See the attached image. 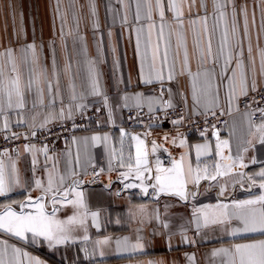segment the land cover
I'll use <instances>...</instances> for the list:
<instances>
[{
    "label": "crops",
    "instance_id": "crops-1",
    "mask_svg": "<svg viewBox=\"0 0 264 264\" xmlns=\"http://www.w3.org/2000/svg\"><path fill=\"white\" fill-rule=\"evenodd\" d=\"M204 2L206 9L201 7V0H176L181 12L177 19L168 7L169 0H160L164 11L161 20L156 0H0V68L5 77L18 74L24 84L30 68L37 76L45 69L53 85L51 92L45 88L42 100L35 87L25 92L23 108L15 106V96L9 108L7 94L0 91V135L21 127L46 128L84 115L91 107L102 112L98 126L54 145L34 143L0 153L10 186L0 196V214L9 207L18 214H34L35 207L21 209V204L29 197L33 202L42 197L45 213L64 222L67 237L50 245L43 237L33 241L31 233L21 238L0 229V258L6 264H34L36 260L41 264H227L228 257L214 256L213 252L264 240L260 232L233 234L234 228L242 227L236 219L197 229L196 209L225 204L231 210L235 203L264 195L260 187L264 177L259 175L264 171V128L260 127L264 119L254 122L251 112L238 110V100L244 95L240 94L237 52L234 50L223 76V57L213 62L208 55L209 41L213 57L217 55L227 27L229 43L234 46L237 38L241 42L240 59L249 84L248 94L255 92L251 89L253 74L256 91L263 89L264 0H232L237 33L232 31V2L222 19L214 10L213 0ZM91 4L95 5V14ZM241 7L247 10V36ZM202 17L207 18L206 27ZM178 33L187 48V70ZM32 44L38 58L35 64L33 51L27 47ZM157 45L161 56L165 49L168 53V62L162 69L164 79L159 81L153 76L151 83H145ZM7 50L12 52L11 62ZM169 66L174 67L171 80L167 78ZM90 67L99 95L92 93ZM155 67L161 68L160 58ZM205 69L215 70L211 87L204 91V78L200 77V91L194 99L193 79L188 73ZM233 70L236 80L230 93ZM40 79L43 86L44 77ZM179 105L191 117L225 112L226 126L222 131L188 136L170 128L139 130L136 137L143 141L147 165H141L144 175L137 179V140H131L123 127L125 111H161ZM157 161L161 169L182 166L185 198L153 187L157 174L168 175L157 173ZM122 173H127V178ZM197 175L198 182L194 179ZM36 181H40L39 186ZM128 184L135 186L125 187ZM138 240L143 247L133 249L131 246Z\"/></svg>",
    "mask_w": 264,
    "mask_h": 264
},
{
    "label": "snow or ice",
    "instance_id": "snow-or-ice-1",
    "mask_svg": "<svg viewBox=\"0 0 264 264\" xmlns=\"http://www.w3.org/2000/svg\"><path fill=\"white\" fill-rule=\"evenodd\" d=\"M229 2H232V0H213V6L216 13L219 14V17L222 19L226 16L225 9ZM157 8L160 9V17L161 20L164 18V11L160 4V0H156ZM169 9L173 10L175 12V15L177 19L181 17L180 9L176 3V0H169ZM201 7L206 9V3L204 0H201ZM92 12L95 14V5L91 4ZM240 11L244 15V33L245 36H247L248 32V25H247V10L245 7H241ZM236 6L234 2H232V20H233V26L232 31L233 33H237L238 29L236 27ZM148 19H151V6H149V12H148ZM206 27V17L201 18ZM191 23L195 24L196 21L193 20ZM155 25H150V27H154ZM162 28L163 24H161V35H162ZM178 46L184 48V65L185 69L187 70V48L183 40L182 34L178 33ZM138 48H139V40H138ZM29 49L33 51V63H38V58L35 56V45H28ZM234 50L237 52V63L236 68L240 69V94L241 95H247L248 94V88L249 84L247 81V77L244 74L243 68V61L240 59V56L242 55V48H241V42L237 38L235 45L229 43L228 41V30L227 27H225L224 33L221 36L220 43H219V51L215 57L212 55L211 50V42L209 41L208 44V55L210 58H212L213 62L219 61L221 57H223V65L221 68V75L223 76L224 73L228 70L229 65L231 64V61L233 59V52ZM226 52V54H225ZM249 52H251V46H249ZM7 55L9 57V60L11 62L12 60V52L11 50H7ZM203 51L200 52L201 57V63H203ZM157 58H160L161 62V68L157 69L155 67V61ZM168 62V53L167 49H165V52L163 55H160L159 46L157 45V48L152 54V61L149 64V72L147 78L144 79L145 83H151L152 78L159 81H163L164 76L162 74L163 65L167 64ZM56 66V60H55V54L53 53V67ZM70 68V65L67 66ZM214 69H205L202 72L198 71L195 74H192L189 71V75L192 76L193 79V97L194 99L197 98L198 91H200L197 88V81L200 79V77L204 78V91H207L208 88L211 87L210 78L214 74ZM12 72H16L15 64L13 62L12 66ZM30 75L27 83L22 84L21 78L18 74L16 75H10L8 77H5L3 68H0V91L5 92L8 96V107L11 108L13 106L12 103V97H16V107L23 108L24 106V96L25 92L31 91L35 87V91L37 94V97L42 100L44 90L47 88L49 92H51L53 85L47 80V72L45 69L41 70L40 76H37L33 73V69H29ZM90 77H91V87H92V93L94 95H99V89L97 87V83L95 80V77L93 75V70L89 69ZM174 67L169 66V73H168V79L171 80L174 78ZM254 73V70H253ZM141 74L143 75V61L141 63ZM261 75L264 76V52H262V59H261ZM43 76V86L40 77ZM235 80H236V72L235 70L232 71V76L229 78V90L230 93L234 91L235 87ZM57 89L59 88V85L57 84L55 86ZM251 89L253 91H256L257 85H256V79L255 74H253V78L251 81ZM125 100H128L129 97H125ZM137 100V106H139L140 97L137 96L135 98ZM261 112L262 119H264V108L258 109ZM0 111H3L2 108H0ZM47 122V121H46ZM176 123V122H174ZM5 127H7V124H5ZM261 128H264V123L260 125ZM123 135V133H122ZM93 140H100V137H93ZM106 140L107 137H104ZM133 139L137 140L136 145V178L142 179L143 178V172L140 170L141 165H147V158L146 153L143 151V141L139 140L138 137H133ZM227 144V142H224ZM46 151V149H44ZM156 151V146H153V152ZM35 163V161H34ZM13 171L15 172V167L13 166ZM165 172L168 173V175H160L157 174L155 177L156 185L153 187H158L160 192H174L176 195H179L181 198H185V175L184 171L181 165L176 164L173 166L172 169H161L159 167V161H157V173ZM189 172H191V169H189ZM121 175L125 176L127 178V173H122ZM261 177H264V171H262L259 174ZM215 179V177H212ZM195 181L198 182L200 177L197 175L195 178ZM19 181L17 180V183ZM37 186L40 185V181H36ZM49 190H51L52 186V180L51 177L49 178ZM135 185L128 184L125 185V187H134ZM261 189H264V183L260 184ZM10 190V186L8 183V180L5 176L4 171V165L0 163V196L5 195ZM194 195V194H193ZM42 197H38L35 202L31 200L29 197V200L21 204V209L28 208V207H35L36 211L35 213H25L21 211L19 214L15 211H13L10 207L6 208L3 214H0V229H3L7 232L13 233L14 235L23 238L25 233H31L33 241L36 240L38 237H43L45 240L49 241L50 245L54 241L56 243L63 242L67 237L64 235L65 233V227L64 222H60L57 220L52 219L48 214L44 211V204L40 201L42 200ZM55 202V200H54ZM259 204L261 207L259 209L252 208L248 206L257 205ZM196 213H199V215L196 217V225L197 229L199 230L202 226L206 227L209 224H216V223H225L231 219H236L240 221L242 227L234 228L233 234H236L238 232H260L264 233V195L259 196L255 200H247L235 203L231 210H229V206L225 204H220L215 207L212 206H206L205 208L196 209ZM72 220L70 219L68 223H71ZM163 227L167 228L168 225L164 224ZM125 243H127L125 241ZM133 249H141L143 245L139 242L131 246ZM14 253H19V249H14ZM214 256L224 255L228 257L227 264H264V240H260L254 243H248V244H238L235 245L233 249H227L222 248L219 250H216L213 252ZM0 257H2V254H0ZM190 260L194 259L193 257H189ZM0 264H6L3 258H0ZM34 264H41L39 260H36Z\"/></svg>",
    "mask_w": 264,
    "mask_h": 264
},
{
    "label": "built area",
    "instance_id": "built-area-1",
    "mask_svg": "<svg viewBox=\"0 0 264 264\" xmlns=\"http://www.w3.org/2000/svg\"><path fill=\"white\" fill-rule=\"evenodd\" d=\"M158 88V87H157ZM264 108V88L241 96L238 100L239 111H249L255 122L262 117L258 109ZM102 112L91 107L84 115L54 123L42 129L17 128L0 135V153L16 150L31 144L54 145L76 133L98 126ZM124 129L128 137L134 140L139 130L152 128H170L178 135H201L212 131H222L227 123L228 114L213 111L206 115L191 117L182 105L169 107L161 111H149L145 108H130L124 113ZM176 122V123H174Z\"/></svg>",
    "mask_w": 264,
    "mask_h": 264
}]
</instances>
